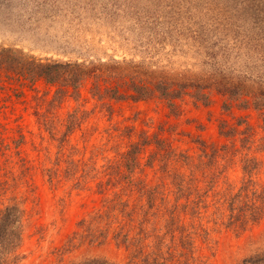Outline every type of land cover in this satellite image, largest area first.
Wrapping results in <instances>:
<instances>
[{"label":"rangeland","instance_id":"374dc122","mask_svg":"<svg viewBox=\"0 0 264 264\" xmlns=\"http://www.w3.org/2000/svg\"><path fill=\"white\" fill-rule=\"evenodd\" d=\"M0 47L87 64L126 59L156 69L264 74V0H0ZM90 86L88 82L81 90L89 109L95 103ZM49 90L51 96L54 88L43 81L34 89L25 88L22 97L8 85L0 90V136L11 147L3 150L0 146V209L17 203L24 211L23 240L11 264H79L93 258L134 264L129 252L114 242L97 245L75 238L78 222L97 206L90 191L74 190L71 181L53 190L46 181V170L56 161L58 142L38 126L33 96ZM178 103L181 113L174 116L158 99L114 102L113 116L97 110L70 136L65 151L73 158L90 156L101 166L118 148L127 146V140L109 136L106 129L115 134V127L126 124L152 132L165 124L177 135L184 134L178 144L185 148H194L191 140L200 138L219 148L231 146L229 158L218 159L207 178L198 182L211 192L207 206L197 217L184 220H194L197 227L192 235V264H240L264 250V218L244 230L222 224L223 205L213 203L228 188L234 192L240 186L241 159L247 150L234 151L232 146L240 148V143L236 140L233 145L218 127L223 119L234 124L240 118L255 128V142L248 152L263 162L255 180L264 186V151L257 149L264 145L262 121L254 110L225 111L224 98L216 93L207 106L195 105L190 98ZM73 106V101H66L58 116L65 117ZM20 127L26 138L15 147L13 139L20 137ZM70 145L76 150H70ZM20 157L28 160L30 170L20 166ZM160 175L151 170L148 179L154 183ZM168 182L164 179L167 186Z\"/></svg>","mask_w":264,"mask_h":264},{"label":"trees","instance_id":"16d2710c","mask_svg":"<svg viewBox=\"0 0 264 264\" xmlns=\"http://www.w3.org/2000/svg\"><path fill=\"white\" fill-rule=\"evenodd\" d=\"M219 74L156 69L126 59L88 64L44 59L18 48L0 47V90L8 85L17 97H22L25 88L34 89L40 81L54 88L51 96L50 90L33 96L38 126L50 140L58 142L56 161L46 170V181L53 190L71 181L74 190L90 191L97 201L89 217L78 222L75 238L97 245L114 242L129 252V261L134 264H192V235L197 227L194 220L184 219L197 217L207 206L211 192L198 182L207 178L209 168L215 167L218 159L229 158L231 146L224 144L219 148L200 138L191 140L196 144L194 148H185L178 144L184 134L177 135L174 128L165 124L153 132L126 124L115 127V134L106 129L109 136L127 140L126 149L118 148L97 166L85 154L73 158L71 152L66 153V144L97 110L111 118L114 102L158 99L172 115L179 116L178 101L190 98L195 105L207 106L215 93L224 98L222 107L227 112L235 108L256 111L264 128V74ZM88 82L90 98L95 102L90 109L86 107L87 100H82L81 91ZM66 101H73L74 106L61 118L58 110ZM218 128L233 145L236 140L240 143V148L232 146L234 151L246 149L247 153L241 159L240 186L234 192L228 188L213 204L223 205L222 212L226 214H221L222 224L244 230L264 218V186L255 180L263 162L248 152L255 142V128L240 118L234 124L223 119ZM19 134L18 139H13L15 147L26 138L22 127ZM5 139L0 136V146L10 150ZM69 149L76 150V146L70 145ZM257 149L264 151V145ZM18 163L25 170L31 168L23 157ZM151 170L161 173L157 182L148 179ZM164 179H169V186ZM23 220L24 211L17 203L0 209V264H11V259L18 258ZM79 264L114 263L93 258ZM240 264H264V250L244 258Z\"/></svg>","mask_w":264,"mask_h":264}]
</instances>
